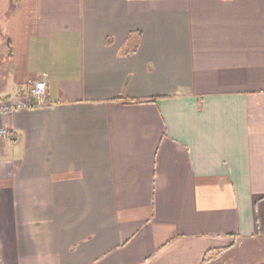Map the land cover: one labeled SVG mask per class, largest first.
Here are the masks:
<instances>
[{"label":"crops","instance_id":"crops-1","mask_svg":"<svg viewBox=\"0 0 264 264\" xmlns=\"http://www.w3.org/2000/svg\"><path fill=\"white\" fill-rule=\"evenodd\" d=\"M42 72L0 264H264V0H0V99Z\"/></svg>","mask_w":264,"mask_h":264},{"label":"built area","instance_id":"built-area-1","mask_svg":"<svg viewBox=\"0 0 264 264\" xmlns=\"http://www.w3.org/2000/svg\"><path fill=\"white\" fill-rule=\"evenodd\" d=\"M48 73L42 72L32 83L26 91V98L19 102H11L0 99V114H8L15 108L30 105V100H39L45 95L47 88ZM8 134V130L4 127H0V137H5Z\"/></svg>","mask_w":264,"mask_h":264},{"label":"trees","instance_id":"trees-1","mask_svg":"<svg viewBox=\"0 0 264 264\" xmlns=\"http://www.w3.org/2000/svg\"><path fill=\"white\" fill-rule=\"evenodd\" d=\"M207 257H208V256H206V255H205V257H204V259H203V260H206V259H208Z\"/></svg>","mask_w":264,"mask_h":264}]
</instances>
